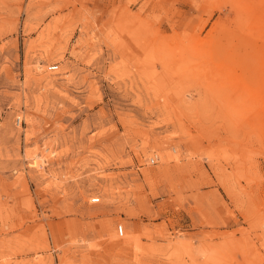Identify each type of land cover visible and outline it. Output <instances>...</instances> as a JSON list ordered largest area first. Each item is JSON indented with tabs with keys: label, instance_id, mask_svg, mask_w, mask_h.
Returning a JSON list of instances; mask_svg holds the SVG:
<instances>
[{
	"label": "rangeland",
	"instance_id": "1",
	"mask_svg": "<svg viewBox=\"0 0 264 264\" xmlns=\"http://www.w3.org/2000/svg\"><path fill=\"white\" fill-rule=\"evenodd\" d=\"M0 264H264V0H0Z\"/></svg>",
	"mask_w": 264,
	"mask_h": 264
},
{
	"label": "built area",
	"instance_id": "2",
	"mask_svg": "<svg viewBox=\"0 0 264 264\" xmlns=\"http://www.w3.org/2000/svg\"><path fill=\"white\" fill-rule=\"evenodd\" d=\"M56 68H57V66H54V65L48 67V69H50V70H53V69H56ZM20 122H21V119H20V117H18L17 118V123L20 124ZM149 163L155 164L156 163V157L151 158ZM98 200H99L98 197L92 198V202H97ZM116 233L119 236L123 235V226L122 225H118L117 226Z\"/></svg>",
	"mask_w": 264,
	"mask_h": 264
}]
</instances>
